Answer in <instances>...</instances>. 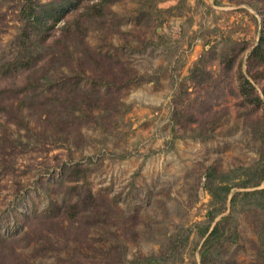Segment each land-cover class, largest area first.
Returning a JSON list of instances; mask_svg holds the SVG:
<instances>
[{
    "label": "rangeland",
    "instance_id": "374dc122",
    "mask_svg": "<svg viewBox=\"0 0 264 264\" xmlns=\"http://www.w3.org/2000/svg\"><path fill=\"white\" fill-rule=\"evenodd\" d=\"M234 1L123 0L111 5L116 16L106 10L105 18L113 29H90L88 44L150 74L151 80L122 95L117 111L106 118L108 125L94 120L74 124L81 129L69 134L68 143L55 141L48 126L35 123L34 114L26 116L28 130L15 123L0 128V143L6 139L0 148V264H121L122 258L159 251L168 238L182 252L169 264H201V245L229 213L234 192L239 194L230 227L239 232L238 241L230 232L206 264H263L256 248L257 233L264 229V195L251 192L264 189V180L246 188L232 182L264 154L259 136L260 130L264 134V100L258 106L245 103L235 75L239 60L248 75L246 58L264 28V12L250 0ZM21 2L0 0V66L12 59ZM82 11L69 13L66 20L81 17ZM81 22L86 24L85 18ZM240 45L245 51L231 71H224L220 53L232 46L238 52ZM42 52L30 67L0 72V105L8 110H0L2 122L24 99L47 104L62 79L76 71L73 62L52 61ZM199 59L210 77L197 84L189 72ZM262 83H254L258 94ZM174 108L195 121L173 124ZM99 114L94 112L97 122L103 120ZM221 114L224 124L212 131ZM60 130L66 132L64 126ZM76 164L71 177L64 167ZM210 166L219 170L214 174L219 179L234 180L227 181L232 186L224 209L209 224L212 211L222 206L219 200L211 202L206 187ZM69 202L77 205L70 223L55 213Z\"/></svg>",
    "mask_w": 264,
    "mask_h": 264
},
{
    "label": "trees",
    "instance_id": "16d2710c",
    "mask_svg": "<svg viewBox=\"0 0 264 264\" xmlns=\"http://www.w3.org/2000/svg\"><path fill=\"white\" fill-rule=\"evenodd\" d=\"M120 1L123 0H45L43 2L40 0H22L18 11L20 27L15 39V48L11 52L12 59L0 66L3 68V70L0 69V72L5 74L11 69L19 70L34 65L39 59L37 51L41 48L43 49L42 53L50 54L52 61L61 59L64 62H73L76 71L73 76H66L62 79L60 87L57 88L47 104H42V101L36 100L35 97L20 101L16 106L15 114H7L4 122L1 121L0 117V128L6 130L9 124L15 123L20 128L23 127L28 130L26 116L34 114L36 116L35 123L41 122L48 126L55 141L68 143L71 140L69 134L72 131H74L73 134H77L81 129L74 124L80 123L81 125L89 120H94L96 124L99 123V126L108 125L109 121L106 118L117 111L118 105L121 104L122 95L128 92L130 88L133 89L151 80L150 74L139 73L136 69L124 64L119 58H114L106 51L90 46L86 40L87 32L90 29H101L103 33L113 29L110 28V23H107L105 18L107 17L106 10L111 15L116 16V13L111 10V5ZM234 2L238 1L235 0ZM248 4L264 12V0H254V2L250 0ZM82 9L83 15H80L81 17L71 21L66 20L69 13L77 14ZM136 12L144 15L140 9H136ZM82 18H85L86 24L81 22ZM61 21L64 23L58 37L47 44V40L53 36L55 26ZM245 49V46L240 45L238 52H234V46L222 51L220 60L223 63V70L231 71L236 57L241 55ZM199 62L201 59L193 64L189 72L190 78L197 84L205 82L210 77V73L205 71V67L198 65ZM246 66L248 69L247 76L242 73L241 60H239L235 71L237 91L245 103L258 106L264 100V28L261 29L257 43L247 55ZM260 80L263 83L260 87V94H258L254 83H259ZM83 83H86L87 86H83ZM67 87H69L68 90ZM11 108L13 106L8 109ZM1 109L5 108L0 105ZM101 110L102 112L105 111L107 115L103 117L100 113ZM95 111L100 113V117H103L102 121L97 122V117L94 116ZM223 117L221 114L212 123V131H215L214 129L218 126L222 127L225 121ZM171 118L173 124L182 126L185 122L195 121L194 115L187 116L183 114L180 108H174ZM62 126L66 129L65 133L60 130ZM254 130L259 132L257 126L254 127ZM259 136L264 143V134L261 130ZM5 140L0 143V148L4 147ZM79 166L78 164L71 167L65 166L64 170H69V175L72 177ZM243 170L244 174H239L237 176L239 180L232 182V184L245 188L258 186L264 180V154L259 155L256 164L249 165ZM218 171L216 166H210L206 173V187L211 196V202L215 204L216 200H219L222 205L216 212L212 211L208 220L209 224L215 215L224 209L223 203H225L232 186V184L229 186L227 181L229 179L234 180V178L219 179V177L214 176V174L219 173ZM223 174L226 176L225 173ZM242 175L243 178L240 179ZM251 193L264 195V189L253 190ZM238 194L234 192L230 197L229 202L232 207L229 213L216 221L202 243L199 250L201 264H206L207 256L212 254L218 243H221V246L222 241L227 240V235L230 232L229 235L233 236L231 239L238 241L239 232L230 227L233 214L236 212L235 204ZM76 212L77 205L74 202L58 207V210L55 211L56 216L68 218L69 223L74 221L73 217L75 218ZM208 225L204 229L205 232L209 230ZM257 234L259 237L256 255L264 264V229ZM221 238L223 239L219 240ZM175 243L176 240L168 238L159 251L147 254L137 253L132 259L122 258L121 264H169L178 259L182 253L181 250L177 251ZM181 246L184 247L183 242L180 243ZM35 254L38 255V253ZM191 262L198 264L195 260Z\"/></svg>",
    "mask_w": 264,
    "mask_h": 264
}]
</instances>
